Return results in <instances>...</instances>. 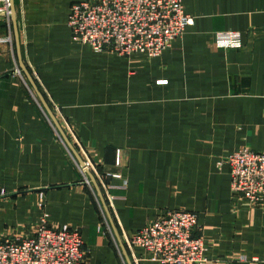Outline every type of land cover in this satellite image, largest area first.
I'll return each instance as SVG.
<instances>
[{"label": "crops", "instance_id": "1", "mask_svg": "<svg viewBox=\"0 0 264 264\" xmlns=\"http://www.w3.org/2000/svg\"><path fill=\"white\" fill-rule=\"evenodd\" d=\"M78 1L14 0L22 58L108 185L132 263L161 264L127 238L186 208L198 214L206 264H264V205L235 198L219 164L242 148L264 152V0H182L193 23L154 59L75 43L68 20ZM0 12V235H25L46 217L81 230L86 264H128L94 185L16 73L5 0ZM229 30L241 34V48L218 45Z\"/></svg>", "mask_w": 264, "mask_h": 264}, {"label": "built area", "instance_id": "2", "mask_svg": "<svg viewBox=\"0 0 264 264\" xmlns=\"http://www.w3.org/2000/svg\"><path fill=\"white\" fill-rule=\"evenodd\" d=\"M5 2L10 16V0ZM68 23L75 43L88 44L99 52L126 57L141 53L154 59L185 34L193 18L182 0H80L71 7ZM217 38L221 48L243 46L239 32H219ZM16 73L23 75L21 69ZM54 107L57 109L56 104ZM219 164L229 168L235 198L254 206L264 205V152L242 148ZM80 167L86 182L91 183L86 169ZM198 219L193 210H168L143 225L127 238V243L131 248H144L161 264H206L209 258L204 239L196 235ZM87 258L81 230L69 225L52 226L46 217L25 235H0V264H86Z\"/></svg>", "mask_w": 264, "mask_h": 264}, {"label": "water", "instance_id": "3", "mask_svg": "<svg viewBox=\"0 0 264 264\" xmlns=\"http://www.w3.org/2000/svg\"><path fill=\"white\" fill-rule=\"evenodd\" d=\"M10 11H11V17H12L13 26H14L15 37H16L17 52H18V57H19L20 69H21L22 73H24V75L26 76V78L29 81L30 85L33 87V89L36 92L41 104L43 105L45 111L49 115L50 119L54 123L55 127L57 128V130L59 131V133L62 136L64 142L67 145V147L72 152L73 156H75V158L77 159L78 163L81 164V166H83L86 169V173L88 174L91 183L94 185V188L96 189V193H97V195H98V197L100 199L102 207L104 208V211L106 212V215H107V217H108V219H109V221H110V223L112 225V228L114 229L116 237H117V239H118V241H119V243L121 245V248L123 250L124 256H125L128 264H133L131 259H130V256H129V253L127 251V248H126V246L124 245V243L122 242V240L120 238V235H119L118 230L116 228V225L114 223L112 214L110 212V208L108 206V203H107V201L105 199L103 191H102V189H101V187H100L95 175L89 170V168H87L85 160L82 158V156L78 152L77 148L74 146V144L71 142V140L67 136L66 132L64 131V129L61 126L60 122L58 121L56 115L54 114L52 108L50 107V104H49L48 100L44 96V94L41 91V89L39 88L36 80L34 79L32 73L30 72V70L28 69V67L26 66V64L23 61L22 53H21V47H20V38H19L17 16H16V8H15L14 0H10ZM0 15H4V13L0 12Z\"/></svg>", "mask_w": 264, "mask_h": 264}, {"label": "rangeland", "instance_id": "4", "mask_svg": "<svg viewBox=\"0 0 264 264\" xmlns=\"http://www.w3.org/2000/svg\"><path fill=\"white\" fill-rule=\"evenodd\" d=\"M229 31H232V30H229ZM152 59V58H151ZM37 82V81H36ZM39 86V85H38ZM40 88V87H39ZM50 104V107L52 108V110H53V112H54V114L56 115V117H57V119H58V121L60 122V124H61V126L63 127V129H64V131L66 132V134H67V129L65 130V128H64V126L62 125V123H61V118L62 117H65V115L61 112V110H60V108H59V106L58 105H56L57 106V109H59V110H57L55 107H54V104L52 103H49ZM59 117H61V118H59ZM66 118V117H65ZM65 123V126L67 125V123L68 124H70V122L67 120V123L66 122H64ZM66 128H67V126H66ZM58 131V130H57ZM59 132V131H58ZM60 134V133H59ZM68 136V135H67ZM69 137V136H68ZM70 139V138H69ZM72 142V141H71ZM75 146V145H74ZM86 162V161H85ZM117 163V162H116ZM117 164H119V163H117ZM86 165H87V168H89V170L95 175V177H96V179H97V181H98V183H99V185H100V187H101V189H102V191H103V194H104V196H105V199H106V201H107V198H106V192H105V186H104V184H103V181L101 180V177L98 175V174H96L97 172H93V170H91V167L87 164V162H86ZM87 176H88V174H86ZM98 175V176H97ZM89 177V176H88ZM90 179V178H89ZM108 186V185H107ZM107 190H108V188H107ZM109 206V205H108ZM110 208V207H109ZM182 209H186V208H182ZM188 210V209H187ZM48 220V219H47ZM49 222V221H48ZM17 235H20V234H12L11 236H17Z\"/></svg>", "mask_w": 264, "mask_h": 264}]
</instances>
